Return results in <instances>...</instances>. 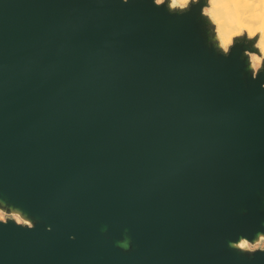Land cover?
I'll list each match as a JSON object with an SVG mask.
<instances>
[{
  "label": "water",
  "instance_id": "95a60500",
  "mask_svg": "<svg viewBox=\"0 0 264 264\" xmlns=\"http://www.w3.org/2000/svg\"><path fill=\"white\" fill-rule=\"evenodd\" d=\"M207 7L0 0V264H264L260 33Z\"/></svg>",
  "mask_w": 264,
  "mask_h": 264
},
{
  "label": "bare ground",
  "instance_id": "6f19581e",
  "mask_svg": "<svg viewBox=\"0 0 264 264\" xmlns=\"http://www.w3.org/2000/svg\"><path fill=\"white\" fill-rule=\"evenodd\" d=\"M180 1L170 0V4L180 5ZM208 12L215 25L216 41L221 48H225L228 44L226 32L231 33L232 36L237 32L236 27H244L243 23H245L248 35H252L258 23L260 38L257 45L261 55L264 56V0H211ZM226 27L228 31L226 29L223 31ZM249 60L254 67V62L258 64L259 57L251 54ZM13 219L21 223L18 214L14 213ZM262 238L260 236L258 240ZM238 245L241 247L246 245L245 240L240 241Z\"/></svg>",
  "mask_w": 264,
  "mask_h": 264
},
{
  "label": "rangeland",
  "instance_id": "374dc122",
  "mask_svg": "<svg viewBox=\"0 0 264 264\" xmlns=\"http://www.w3.org/2000/svg\"><path fill=\"white\" fill-rule=\"evenodd\" d=\"M189 0H181L180 1V5L179 6H184L187 2H188ZM211 0H208V7L207 8H205L204 9V12L210 17V15H209V12H208V10H209V2H210ZM214 23V22H213ZM245 23H243V26L244 27H236L237 28V32L236 33H234L232 36H230V34L231 33H228V32H226V35H227V40H228V44H227V46L231 43V39L234 37V36H236V35H242L243 33L245 34V35H247L248 37H253V36H255L257 33H260V30H259V25H258V23H257V28L255 29V31L253 32V34L252 35H248V30L246 29V27H245V25H244ZM255 25H256V23H255ZM225 29H226V31H228V29H227V27L226 28H224L223 29V31H225ZM241 30V31H240ZM259 38H260V35H259V37H258V40H259ZM258 40H257V42H256V46L258 47ZM226 46V47H227ZM264 57V56H263ZM250 58V57H249ZM260 59H259V61H258V64H257V62H254V67L253 68H257L258 66H259V64H260ZM4 218H5V216L2 214V213H0V220H4ZM264 238H262V241H260L259 243H257V244H254V245H252V246H248L249 247V249H260V248H264V240H263ZM245 243H246V245H242V247H246L249 243L248 242H246L245 241Z\"/></svg>",
  "mask_w": 264,
  "mask_h": 264
},
{
  "label": "snow or ice",
  "instance_id": "6c2138e0",
  "mask_svg": "<svg viewBox=\"0 0 264 264\" xmlns=\"http://www.w3.org/2000/svg\"><path fill=\"white\" fill-rule=\"evenodd\" d=\"M156 2L159 4V3H161V0H156Z\"/></svg>",
  "mask_w": 264,
  "mask_h": 264
}]
</instances>
